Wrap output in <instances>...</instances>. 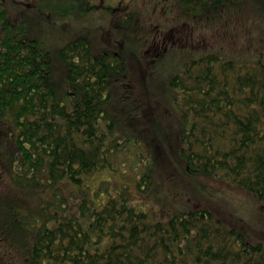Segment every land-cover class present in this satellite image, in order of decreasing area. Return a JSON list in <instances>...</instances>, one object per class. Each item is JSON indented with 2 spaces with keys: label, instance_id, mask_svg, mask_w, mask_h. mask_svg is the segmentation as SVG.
Returning <instances> with one entry per match:
<instances>
[{
  "label": "trees",
  "instance_id": "trees-1",
  "mask_svg": "<svg viewBox=\"0 0 264 264\" xmlns=\"http://www.w3.org/2000/svg\"><path fill=\"white\" fill-rule=\"evenodd\" d=\"M92 1L52 0L46 15L78 18ZM243 2L174 0L187 17H223ZM245 2L264 33V0ZM132 11L105 29L53 33L33 24L41 10L16 16L0 0V264H264L263 228L249 225L250 210L264 221V40L245 59L180 58L157 88L131 91L128 65L157 61L136 47L156 34ZM130 145L143 163L136 189L155 207H140L126 184L89 192V178L119 168ZM175 175L181 187L159 195L157 180ZM197 177L250 196L241 227L216 211L226 194ZM65 184L78 190L72 211Z\"/></svg>",
  "mask_w": 264,
  "mask_h": 264
},
{
  "label": "rangeland",
  "instance_id": "rangeland-1",
  "mask_svg": "<svg viewBox=\"0 0 264 264\" xmlns=\"http://www.w3.org/2000/svg\"><path fill=\"white\" fill-rule=\"evenodd\" d=\"M51 1L47 0L48 5L43 6L44 2L40 0H37V3L35 0H5L10 14H15L16 16H20L23 11L30 12L34 10L38 12V10H41L39 17L32 16L33 24H47V27H49L45 31L53 33H58L56 31L63 32L65 29L69 31L71 28L80 29V26L87 29L92 24L94 26L101 24L105 29L109 26L107 20L113 21L120 14H131L132 10H135L139 14L140 23L146 28L147 35L153 32L156 34V39L155 44L151 46L144 38L140 37V44L136 45V47L141 48L143 56L145 54L147 58H153L157 61L141 66L140 69L135 65L131 67V63L128 65L126 74H128L127 82L131 83V91H134L136 85L145 86L150 84L152 88H157L158 83L165 76L166 69L169 66L177 64L180 58H183L182 62L187 60L184 57L193 58L201 56L204 53L217 52L227 58L240 57L245 59L247 53L257 46V39L264 40L263 31H255L253 29V26L256 24L255 22L259 20L257 17L255 18L251 5H246L245 1L248 0H243L244 2L241 4V7L235 9L233 13L228 12L223 17H215L210 13L200 16H184L179 12L174 0H95L82 6L81 17L72 18L68 15L66 17L65 28H56L51 26L52 24L47 23L49 21L61 26L66 21L60 16L57 19V15H46V10L51 6ZM61 5H63L66 14L69 6L67 4L65 6L63 3ZM77 24L80 25L76 26ZM160 43L165 46L164 52L166 51L161 57L159 56L161 48L156 46ZM135 48L131 49L134 53L136 52ZM165 57L167 59L163 60ZM136 69L149 76L145 75L141 79L136 80L135 77L131 76V74L136 73ZM150 71L151 73L157 72L159 76L150 77ZM55 75L56 78L59 76L58 69H56ZM127 104L131 106L128 100ZM117 127L120 128L119 122L117 123ZM140 150H142V154L145 157V150L142 148ZM136 157L133 146L130 145L119 156V168L112 170L106 168V170L96 172L89 178L87 181V185L90 187L89 192H92L101 182V186H110L112 191L114 187L119 189L118 187L126 184L131 191V196L134 197V201L140 207L144 206L148 208L149 206L155 207V204L158 205L153 201L150 193L141 197L136 189L134 179L143 167V163L134 162ZM171 179H173L172 182H169L168 178L157 180L155 190L160 192L159 195L164 196V198H169L168 194L170 190H176L181 187L177 175L172 176ZM103 181L106 183H103ZM195 181L198 186L204 185L208 190L223 191L219 193L226 194L223 198L224 202L221 204L213 201L217 209L216 211L220 214L219 216L223 221L229 225L241 227L244 223L243 219L247 218L245 207L250 204V196L234 189L228 195L224 191L229 188L218 189L216 187H219V184L212 181L209 182L203 177H197ZM64 190L70 202V210L72 211L78 203V190L68 184H65ZM189 191H194V188L190 187ZM108 192L110 191L105 187L99 194L106 195ZM249 214L251 215L249 225L252 227L253 224H256L263 228V233L260 232L262 236L260 240L264 242V221L259 220L257 214L252 213L251 210ZM247 236L250 237V233ZM256 240L259 239H254L253 241Z\"/></svg>",
  "mask_w": 264,
  "mask_h": 264
}]
</instances>
